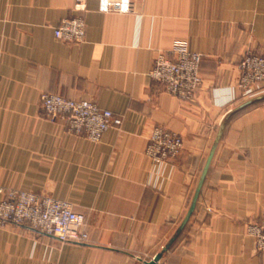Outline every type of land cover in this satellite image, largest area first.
<instances>
[{"label": "crops", "instance_id": "1", "mask_svg": "<svg viewBox=\"0 0 264 264\" xmlns=\"http://www.w3.org/2000/svg\"><path fill=\"white\" fill-rule=\"evenodd\" d=\"M0 0V187L72 202L89 239L62 241L0 222V264H144L184 218L219 126L247 99L238 86L246 51L264 55V0ZM82 16L83 42L55 36ZM187 41L203 53V83L181 99L150 75L160 51ZM92 99L123 118L99 141L52 119L41 94ZM156 126L182 134L175 159L146 154ZM2 193L0 192V197ZM264 211V100L233 115L196 209L158 264H264L248 222Z\"/></svg>", "mask_w": 264, "mask_h": 264}, {"label": "built area", "instance_id": "2", "mask_svg": "<svg viewBox=\"0 0 264 264\" xmlns=\"http://www.w3.org/2000/svg\"><path fill=\"white\" fill-rule=\"evenodd\" d=\"M77 8L85 9V0H76ZM100 9L132 10L131 0H100ZM55 36L67 42H83L86 23L82 16L64 19L55 27ZM203 53L193 50L187 41L175 43L169 52L160 51L150 70L152 78L161 82L171 94L192 100L203 83ZM238 86L242 97L264 92V55L246 51L239 62ZM41 106L49 117L66 119L71 130L99 141L106 130L121 125L123 118L111 109L102 108L92 99L69 98L59 93L43 92ZM182 134L156 126L148 139L145 154L162 163L177 158L183 151ZM0 222L28 224L62 241L86 242L89 233L85 215L75 210L71 201L21 188L0 187ZM247 233L255 238L256 250L264 256V211L248 222Z\"/></svg>", "mask_w": 264, "mask_h": 264}, {"label": "water", "instance_id": "3", "mask_svg": "<svg viewBox=\"0 0 264 264\" xmlns=\"http://www.w3.org/2000/svg\"><path fill=\"white\" fill-rule=\"evenodd\" d=\"M264 100V92L262 93H258L256 95H253L251 97H248L247 99L243 100L241 103H239L238 105L234 106L233 108H231L228 113L225 115V117L223 118L217 135L215 137L214 143L211 147V150L209 152V155L207 157L206 163L203 167V170L201 172L198 184L195 188V191L193 193L189 208L184 216V218L182 219V221L180 222V224L178 225L177 229L175 230V232L172 234V236L168 239V241L162 246V248L151 258L148 260L144 261V264H158L161 259L164 257L165 253L171 248V246L174 244V242L177 240V238L180 236V234L182 233V231L184 230V228L186 227V225L188 224L191 216L193 215L198 200H199V196L201 194L207 173L209 171L211 162L213 160L214 154L216 152V149L218 147L219 142L221 141V138L224 134V131L226 129V126L230 120V118L235 115L236 113H238L239 111L243 110L244 108L255 104L257 102L263 101Z\"/></svg>", "mask_w": 264, "mask_h": 264}]
</instances>
